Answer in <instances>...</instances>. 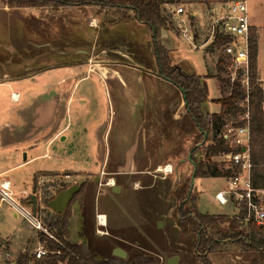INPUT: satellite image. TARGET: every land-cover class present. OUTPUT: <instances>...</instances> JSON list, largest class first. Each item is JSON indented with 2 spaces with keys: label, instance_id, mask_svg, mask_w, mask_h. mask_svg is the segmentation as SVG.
I'll list each match as a JSON object with an SVG mask.
<instances>
[{
  "label": "crops",
  "instance_id": "1",
  "mask_svg": "<svg viewBox=\"0 0 264 264\" xmlns=\"http://www.w3.org/2000/svg\"><path fill=\"white\" fill-rule=\"evenodd\" d=\"M105 13L106 11L99 13L97 6L30 8L11 6L8 0H0V15L11 16V19L15 20L17 24L14 31L19 34L18 41H7V44H0V53L14 51L19 55L16 60L12 56L11 60L0 57V88L3 86L13 88L17 87L19 83H26L29 80L39 82V79L45 78L43 71H35L36 62L41 59H36L35 50L42 51L40 57L45 59L46 50L66 57L72 48L75 50L74 58L78 59L74 60L69 56V59L74 61L69 65L63 64L59 67L66 68L68 73V78H64L62 81L75 80L74 87H77L88 78L89 70L87 76L78 79V76L82 75L83 66H85L82 65L80 57L89 55L93 44L98 45L94 37L97 36L100 27L99 17L104 18V21L108 23L107 26H110V30L114 32L109 35L111 36L110 40L99 44L106 49H117L121 47L118 45L125 43L128 48L127 52L124 51V55H130L137 61L130 65L125 63L118 64L117 67L106 66L102 69L100 63L92 66L94 70H98L102 74V79H104L103 74L109 75L108 90L114 100V112L110 115V119L113 117V122L101 127L94 137L97 149L96 158L99 159L102 166L98 173H89L87 177L83 178L82 183H87L86 190L72 209L69 241L87 243L91 252L98 259L120 257L114 252L117 248H122L127 254L126 257L120 258L127 259L137 251H141L157 255L161 259V264H251L249 254L243 253L231 243H227L223 249L220 248L208 254L209 262H205L198 252L196 235L182 229L178 212L182 205L179 193L187 183L190 187L189 196L191 190L192 193H197V191L200 193L198 208L202 213L226 214L224 211L204 212L201 209V202L207 194L197 187L198 178L195 180L193 189L191 188L195 172V158L199 157L201 161L204 159L199 152L196 153V148L202 144H196L195 133L185 132L180 128V123L187 113L185 97L181 90L178 92V87L161 74L154 51L152 29L135 18L133 13H129V17L124 19L112 14L105 15ZM210 13H215V10H210ZM195 16L194 13L192 17ZM75 17H79V19ZM51 18H54V21H51ZM3 19L0 18V20ZM250 20L252 28L258 35L259 49L261 30L256 25L258 19L256 16H250ZM28 22H31L30 26L35 25L39 33L38 41L34 39L33 32L24 29ZM62 22H64V26ZM56 23L72 32L74 35L71 38L73 39H68L69 33L61 35L62 37L59 36L54 27ZM3 31L0 26V36ZM199 36V33L195 32L192 42L195 43L194 47L196 48H205L206 56L212 61L208 68V74H199L192 62L177 53L174 55L175 63L189 73L201 75L206 87L207 78L215 79L221 92V96L217 100L225 98L230 95V90L222 81L223 72L218 74L221 53L213 44L211 35L206 34L204 41L198 44ZM165 37V45L172 52L174 46L179 44L176 38L179 36L167 31ZM3 46L4 49H2ZM22 68L27 70L26 74L19 75ZM259 81L264 84V80L260 76ZM164 87L173 88L175 105L177 106L180 101L177 109L163 107ZM5 95L8 96L6 92L0 91V98ZM23 98L19 90H12L9 104L17 105L23 101ZM27 98L29 99V95L26 99L24 98L25 102H27ZM30 98L33 100L38 97L33 93ZM59 101L54 102L48 125L54 122L60 113ZM210 104L208 102L205 106L206 113L223 114L226 111L220 104L214 102L213 104L220 107H215V109L213 107L212 110ZM12 112L13 107L0 111V147L16 142L11 136L4 134V128H13L14 122L1 119L2 114L6 115ZM20 116H25L23 110L22 113L20 112ZM65 129L56 131L50 143L58 138ZM97 130L98 127L95 128V132ZM34 135L31 134V138L28 137V139L34 140ZM34 158L28 159V161ZM22 164L24 162L17 166ZM165 165H172L173 172L160 173L159 171ZM8 173L9 169L0 171V177L5 175L0 183L10 181L13 190V182L6 176ZM90 175L92 176L90 177ZM64 177L71 178L72 174L67 173ZM214 195L207 197L212 205L216 204L227 208L220 205ZM13 214L18 217L16 211H13ZM232 214L229 215L232 216ZM223 226L231 229L230 224ZM41 233L43 232L38 230L35 235L38 244L29 253L30 260L33 258L35 261L37 260L35 251L42 244ZM21 255L15 257L11 255L9 249L6 252L0 251V262L8 260L9 264H18Z\"/></svg>",
  "mask_w": 264,
  "mask_h": 264
},
{
  "label": "rangeland",
  "instance_id": "2",
  "mask_svg": "<svg viewBox=\"0 0 264 264\" xmlns=\"http://www.w3.org/2000/svg\"><path fill=\"white\" fill-rule=\"evenodd\" d=\"M231 1L234 0H175L172 5L166 6L165 12L172 23L169 31L179 36L176 37L179 44L175 45L172 52H170L175 65L177 64L175 63L174 55L177 53L182 58L192 62L199 74H208V68L212 61L206 56L205 48L194 47L195 43L183 36L182 28L186 27L191 36H194L195 32H198L200 36L197 43H202L206 38V34L210 35L211 27L216 16L220 14V10ZM247 2L250 16H256L258 19L256 25L261 30L258 49V71L259 76L264 80V0H247ZM181 7L184 8V14L179 17L177 10ZM213 9H216L215 13H210V10ZM194 13L196 16L192 17ZM7 16L8 14L0 15L1 19L4 18L0 20L1 29L4 30L0 36V44L3 45L7 44V41L16 42L19 40V34L14 31L17 28V24L15 20L11 19V16ZM75 18L79 19V17ZM99 18L101 20H99L100 27L97 36L94 37L98 45L93 44L89 55L79 56L82 59L81 62L85 63V66H83L82 75L78 76V79L87 76L89 70L88 78L78 84L77 87H74L75 80L62 81L64 78H68V73L66 68L59 67L63 64L69 65L70 62L78 59L74 58L73 52L75 50L72 48L66 57L53 53L51 50H46L45 59L40 57L42 51L35 50L34 55L36 54V59H42L37 60L35 71H43L45 78L39 79V82L29 80L26 83H19L17 87L13 88L4 86L0 88V91L8 94V96L5 95V97L0 98V111L13 107L12 113L1 115L2 120L6 119L7 121L14 122L13 128H4V134L11 136L16 141L7 146L0 147V171L9 169V173L6 176L13 182L14 191H12L14 192L16 201H22L25 198L23 191H26L30 195L29 197H32V193L36 194L38 198V210L41 216L45 213L42 211H53L42 202V185L48 182L56 183L57 187H60L63 183L71 186L73 184H81L85 176L87 177L89 173H98L102 166L99 159L96 158L97 149L95 148L96 139L94 137L101 127L113 122V117L110 119V115L114 112V100L108 90L110 86L109 75L103 74L104 79H102V74L98 70H94L92 66L100 63L102 69L106 66L117 67L118 64L128 63L130 65L137 62L130 55H124V51L127 52L128 48L125 43L118 45L121 47L117 49H106L103 45L99 44L106 43L107 40H110L111 36L109 35L114 33L110 30V26H107L108 23L104 21V18ZM51 21H54V18H51ZM88 22L90 21L88 20ZM30 24L31 22L26 23L24 29H29L28 32H33L34 39L38 41L39 33L35 25L32 24L30 26ZM62 25L64 26V22H62ZM63 26L56 23L54 26L57 30L56 33L59 36L69 33L71 35L69 36L68 34L67 37L68 39L71 38L74 34L67 31ZM12 30L13 32H11ZM162 41L165 44L166 39L162 38ZM4 48L3 46L2 49ZM219 52L221 53L220 49ZM30 53L33 52L30 51ZM11 56L14 60L17 59V56L19 57L14 51H2L0 53V57L4 59L11 60ZM69 56L74 60H70ZM26 71V69L22 68L18 74L24 75ZM207 87L211 100H217L221 96L215 79L207 78ZM12 90H19L25 99L29 95V99L27 98L28 100L25 102L23 98L21 103L17 105L13 103L11 106L9 103ZM33 93L38 98L32 100L30 95ZM163 93V107L166 109H177L173 88L164 87ZM58 101L60 102V113L56 117V120L48 125L54 102ZM210 103L212 110L213 107L214 109L215 107H220L211 101ZM22 110L25 116H20ZM99 124L102 126L99 127ZM96 127H98V130L95 132ZM63 129L65 131L50 143L56 131L59 132ZM31 134H35L34 140L28 139V137L31 138ZM33 157H35L33 160L28 161V159H32ZM214 160L221 161L218 157ZM21 162H24V164L17 166ZM218 164L221 166V163ZM67 173H71L72 177H64ZM2 178H5V175L4 177H0V182ZM34 180L38 182V191L35 190ZM196 185L207 194L201 202V209L204 212L224 211L226 214L233 213V208L229 209L216 204L212 205L211 201L207 198L209 197L208 195L212 196L227 186L225 177L198 178ZM197 195L199 201L200 193L198 191ZM27 206L29 209H33L31 204H27ZM73 207L74 205L71 208V216ZM13 211L15 209L7 201H1L0 195V251L6 252L9 249L11 255L16 257L21 255V253L29 254L35 249L38 244V239L35 236L38 230L29 223L26 217L21 214H18V217H16ZM42 244L44 243L42 242ZM221 248L223 249L224 246ZM0 264H9V261L4 260ZM27 264H37V260L35 261L33 258Z\"/></svg>",
  "mask_w": 264,
  "mask_h": 264
},
{
  "label": "trees",
  "instance_id": "3",
  "mask_svg": "<svg viewBox=\"0 0 264 264\" xmlns=\"http://www.w3.org/2000/svg\"><path fill=\"white\" fill-rule=\"evenodd\" d=\"M175 0H8L11 6L30 8H63L97 6L99 13L116 15L119 18L129 17L133 13L135 18L147 24L153 31V46L160 67L161 74L182 91L185 97L187 113L180 123V128L185 132L195 133L196 144H202L196 148L204 159L195 158L196 178L227 177L232 174V169L219 167L214 159L221 153H227L231 149L226 145L224 137L220 136L221 124L225 120L237 121L244 110L240 102L247 97V92L239 82L231 84L225 68L226 58L221 53L218 63V74L223 72L222 81L229 87L230 95L213 102L225 108L223 114H211L205 112V106L210 102L204 78L201 75L192 74L172 61L170 51L162 41L163 30L169 31L171 20L165 8L172 5ZM230 37L217 32L213 44L223 46L230 42ZM250 63L252 72L250 96L251 112V142L250 153L254 163L251 172L254 187H264V89L259 81L258 71V35L251 28L250 38ZM180 101L177 103V106ZM170 118L172 116L170 115ZM208 135L206 143L205 135ZM237 170V169H236ZM62 213L54 211H42L41 218L45 227L54 235L51 238L41 233L40 239L44 243L49 254L45 259L37 261V264H161V259L152 253L137 251L129 258L111 257L98 259L90 250L87 243L70 242L71 235V208L80 199L87 183L84 182ZM63 183L57 187L56 183H45L41 187L42 202L48 206L49 201L56 195L70 187ZM35 190L38 191V182L34 180ZM189 184H185L179 197L182 205L179 208V222L182 229L196 235L198 252L205 262H209L208 254L231 243L243 253L249 254L251 264H264V226H258L250 222L243 226L236 217L229 214L202 213L198 208L197 193L189 194ZM32 197L23 198L22 203L31 204ZM47 210V209H43ZM39 211V210H38ZM230 224L231 229L223 225ZM228 240V242H226ZM226 242V243H225ZM30 261L29 254H22L18 264Z\"/></svg>",
  "mask_w": 264,
  "mask_h": 264
},
{
  "label": "built area",
  "instance_id": "4",
  "mask_svg": "<svg viewBox=\"0 0 264 264\" xmlns=\"http://www.w3.org/2000/svg\"><path fill=\"white\" fill-rule=\"evenodd\" d=\"M214 10L216 11V9ZM219 13L211 27V38L214 41L217 32L230 37L229 43L221 47L220 45L215 46L217 50H221L226 58L225 68L230 83L239 82L248 95L240 102L244 110L240 113L238 120H225L221 124L220 136L224 137L226 145L231 150L227 153H221L218 156L221 161L217 162L221 163L219 167L233 171L230 176L225 177L227 186L217 191L214 197L220 205L233 208L232 216L240 220L241 225L248 226L252 222L258 226H264V187H254L251 176L254 167L250 153L251 112L249 96L252 81L249 38L252 26L248 2L247 0L231 1ZM183 14L184 8L181 7L177 10V15L181 17ZM182 31L186 39L194 40V36L189 34L186 27L182 28ZM262 87L264 89V84ZM159 172L172 173L173 166L165 165ZM24 194L25 198L30 196L26 191ZM0 195L2 202L7 201L18 214L26 217L35 229L54 238V235L45 227L38 210L29 209L27 204L22 203L21 200L16 201L10 181L0 183ZM48 254L49 251L42 244L35 251L37 260L45 259Z\"/></svg>",
  "mask_w": 264,
  "mask_h": 264
},
{
  "label": "water",
  "instance_id": "5",
  "mask_svg": "<svg viewBox=\"0 0 264 264\" xmlns=\"http://www.w3.org/2000/svg\"><path fill=\"white\" fill-rule=\"evenodd\" d=\"M166 30H163V33H162V38L163 39H166ZM163 77L165 79H167L168 81H171L170 79H168L167 77H165L163 75ZM207 139H208V135L206 134L205 135V140L203 143H206L207 142ZM243 151H245V149H243ZM201 159H203V157H201ZM195 166V172L193 174V177H192V183H191V188L193 189L194 187V183H195V180H196V164H194ZM81 189V185L80 184H73L72 186L68 187L67 189L65 190H62L60 191L56 197L54 199H52L51 201H49L48 203V207L51 208L55 213H59V214H62L64 213L68 206L70 205L74 195L76 193H78ZM192 193V190L190 191V195ZM31 205L33 206V209L34 211H37L38 210V198L36 196L35 193H32V202H31ZM115 255L117 256H120V257H126V251L122 248H117L114 252ZM16 264V263H15Z\"/></svg>",
  "mask_w": 264,
  "mask_h": 264
},
{
  "label": "flooded vegetation",
  "instance_id": "6",
  "mask_svg": "<svg viewBox=\"0 0 264 264\" xmlns=\"http://www.w3.org/2000/svg\"><path fill=\"white\" fill-rule=\"evenodd\" d=\"M82 65H85V63H82ZM86 65H87V63H86ZM88 66V65H87Z\"/></svg>",
  "mask_w": 264,
  "mask_h": 264
},
{
  "label": "bare ground",
  "instance_id": "7",
  "mask_svg": "<svg viewBox=\"0 0 264 264\" xmlns=\"http://www.w3.org/2000/svg\"><path fill=\"white\" fill-rule=\"evenodd\" d=\"M8 186V185H7Z\"/></svg>",
  "mask_w": 264,
  "mask_h": 264
}]
</instances>
